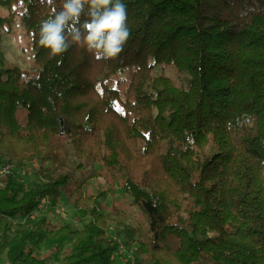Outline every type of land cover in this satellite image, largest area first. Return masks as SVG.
I'll return each instance as SVG.
<instances>
[{"label": "trees", "instance_id": "obj_1", "mask_svg": "<svg viewBox=\"0 0 264 264\" xmlns=\"http://www.w3.org/2000/svg\"><path fill=\"white\" fill-rule=\"evenodd\" d=\"M123 3L130 38L103 60L39 45L63 0H0V44L19 21L33 61L10 67L0 52V158L40 163L31 186L10 167L0 174V254L8 264H264V0H216L224 16L204 0ZM72 157L75 170L100 164L120 181L149 220L146 239L83 194L86 179L64 172ZM71 185L88 222L35 217ZM112 226L137 244L132 260L116 258Z\"/></svg>", "mask_w": 264, "mask_h": 264}, {"label": "rangeland", "instance_id": "obj_2", "mask_svg": "<svg viewBox=\"0 0 264 264\" xmlns=\"http://www.w3.org/2000/svg\"><path fill=\"white\" fill-rule=\"evenodd\" d=\"M207 12L216 10L217 14L224 16L226 12L218 9L216 0H204ZM218 11V12H217ZM0 15H3V11L0 10ZM0 52H2L5 57L7 66L18 67L23 70H31L33 67L32 61V51L29 48L28 40L26 38L25 29L20 24L19 21L16 22L12 33L4 36L0 44ZM21 119H23L21 117ZM62 157H60L61 160ZM75 159H77L75 157ZM82 159H77L80 162ZM50 162L44 164V166H50ZM78 165L73 157L67 164L64 172H73V177L78 181L86 179V184H84L82 191L86 196H93L97 201L99 206V211L106 214H111L116 219L121 220V224L126 225L135 234V239L137 236L146 239L148 237L147 230L149 228V220L139 210L135 205L132 204V199L129 197L122 189L120 181L117 179H111L105 173L102 165H91L84 164L81 169H76L75 166ZM5 163L0 158V174H3V167ZM10 172L14 173L15 178L23 182L26 186H31L32 184L38 182V177L36 176V170L39 168L40 163L37 161L26 163L25 167L20 169L15 167V165H9ZM92 169H95V175L88 177ZM76 182V181H75ZM74 185L69 186L61 195L58 205L54 208H47V199L45 202H41L39 210L35 214V217L43 215L48 218V220L53 225L71 224L77 228H81L85 222L89 221V218L82 215L81 211H78L73 205V198H69L70 189ZM115 226H112L109 230L110 236H115L118 243V249L116 253V258L122 262L126 260H132L137 244H132V246H126L125 241L127 237H117L115 235ZM147 236V237H146ZM138 247V246H137ZM0 264H8L6 254H0Z\"/></svg>", "mask_w": 264, "mask_h": 264}, {"label": "clouds", "instance_id": "obj_3", "mask_svg": "<svg viewBox=\"0 0 264 264\" xmlns=\"http://www.w3.org/2000/svg\"><path fill=\"white\" fill-rule=\"evenodd\" d=\"M47 3L51 5L53 0ZM85 5L88 6V19L81 23ZM38 35L39 45L49 50L50 57L76 44L97 59H115L131 35L127 26V5L123 0H63L62 9H53V15L41 22ZM242 123H251V118L245 116ZM188 143H194L191 137Z\"/></svg>", "mask_w": 264, "mask_h": 264}, {"label": "built area", "instance_id": "obj_4", "mask_svg": "<svg viewBox=\"0 0 264 264\" xmlns=\"http://www.w3.org/2000/svg\"><path fill=\"white\" fill-rule=\"evenodd\" d=\"M9 164H7V160H5V166L3 167V173L7 172L9 170ZM45 202V200L43 201V203ZM41 207V206H40Z\"/></svg>", "mask_w": 264, "mask_h": 264}]
</instances>
